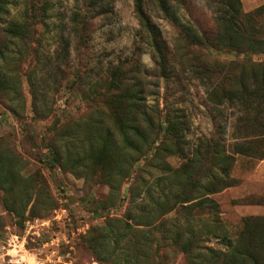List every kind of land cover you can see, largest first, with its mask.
<instances>
[{
  "label": "rangeland",
  "instance_id": "374dc122",
  "mask_svg": "<svg viewBox=\"0 0 264 264\" xmlns=\"http://www.w3.org/2000/svg\"><path fill=\"white\" fill-rule=\"evenodd\" d=\"M223 2L0 0V264H189L156 217L165 209L185 238L191 225L205 232L209 210L183 208L204 194L191 179L224 152L234 183L210 196L215 212L232 231L264 217L253 202L264 160L235 153L241 99L223 100L205 71L264 64V15L256 51L221 48ZM240 2L244 13L264 6ZM247 99L250 133L264 131V99ZM137 103L157 111L155 129ZM139 120L145 141L131 130ZM248 142L264 154V140ZM144 206L160 208L145 221ZM203 245L222 247L214 234Z\"/></svg>",
  "mask_w": 264,
  "mask_h": 264
},
{
  "label": "trees",
  "instance_id": "16d2710c",
  "mask_svg": "<svg viewBox=\"0 0 264 264\" xmlns=\"http://www.w3.org/2000/svg\"><path fill=\"white\" fill-rule=\"evenodd\" d=\"M221 5L224 10L222 11L223 13L220 12L217 17L220 27L218 29V36L214 40L215 43L217 42L216 45L221 48L237 50L242 53H244L246 49L256 51V49L251 46L256 43L257 40L253 35L254 18L264 15V6L256 10L255 13H244L240 0H226V2H223ZM146 23L149 25L150 22L146 20ZM13 29L11 30L13 31ZM18 29L19 26H16L15 30L18 31ZM148 29L156 39L155 28L149 25ZM236 69L237 71L235 74ZM205 71L214 91L217 84L225 85L226 89L223 90V100L228 98L233 99L234 95L238 99H241V111L243 115L239 120H242L244 126L239 130L241 133L244 132L243 135L240 134L242 135L241 139L243 140V144L237 147L235 153L240 156L264 160L263 152L257 148L250 147L253 143L248 142L250 139L264 140V131L257 132L256 134L250 133L249 117L251 113L248 108L249 100L247 99L252 96L264 99V94H260L261 90L264 88V64L249 69L242 66L235 67L233 63H220L206 68ZM232 78L237 82L236 91H234L233 94L232 84L230 83V81H233ZM136 113L140 116V120L148 121L153 129L156 128L155 117L157 111L144 104L137 103ZM136 120L138 121V118H136ZM140 120V123L137 122L136 126L134 125L135 127L131 128V130L136 132V136H138L139 139L145 141L147 137L143 129H141L142 124ZM127 128L129 129V127ZM211 147H214V145L212 146L211 144ZM210 159V163H208L209 168L206 169V172H203L200 179H195L194 181V177L191 179L192 183L202 190L204 194L194 199L189 198L186 202H196L185 206L183 209L184 211L187 210L191 212L197 209H208L211 226H208L205 232H200L194 225H191L188 231L190 235L185 238L183 235L184 228L182 226L178 225L175 220L170 221L168 218H164L166 214L165 211H163L165 210L163 207L161 208L163 210L160 212V215L157 217L155 216L156 219L160 221V224H163V231L166 235H172L171 240L174 243V247L181 248L182 252L188 257L189 264H264V217H246L242 220L240 227L236 231L227 228L219 214L215 212L217 204L210 196L218 194L233 185L234 182L231 181L228 165L234 162V159L225 152L222 153L217 161L213 156H211ZM194 163L193 160L189 159L180 170L184 174L187 173V179L191 177V167ZM253 199L255 205H264V194L262 196L253 197ZM159 208H156L154 211L150 206H144L143 212L147 213L146 216H144L145 221L146 219L154 218L155 212ZM172 211H174V209H170L167 212L171 213ZM205 234H214L216 238L219 239L222 247L219 249L205 247L203 245Z\"/></svg>",
  "mask_w": 264,
  "mask_h": 264
}]
</instances>
